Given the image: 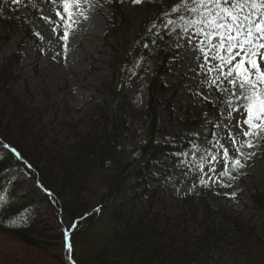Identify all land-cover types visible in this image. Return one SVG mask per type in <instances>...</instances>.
I'll return each instance as SVG.
<instances>
[{"label":"rangeland","instance_id":"374dc122","mask_svg":"<svg viewBox=\"0 0 264 264\" xmlns=\"http://www.w3.org/2000/svg\"><path fill=\"white\" fill-rule=\"evenodd\" d=\"M158 2L174 5L181 0H157L155 4L144 0L133 4L129 0L123 9L122 22L114 26L111 23L113 0H98V3L93 0L91 7L84 5L88 19L79 18L67 41L60 39L64 28L57 9L62 10V5L44 4L38 14L48 21L34 24L36 32L43 37L37 43L28 40L16 23L7 27L1 22L4 15L33 21L34 2L20 0L17 4L13 0H0V69L5 60L11 59L5 76L0 72L5 81V84L0 82V97L4 99L9 94L35 108L44 129L43 136L62 145L87 133L99 132L111 123L116 106L124 108L129 130L121 145L119 160L125 176L134 175L139 164L144 163V158L135 160V157L151 116L155 115L158 121L155 128L158 141L176 142L184 135H195L196 144L186 149L182 160L177 158L171 165L165 155H160L150 166L148 180L139 178L133 212L138 215L149 208L148 214L155 216L164 230H169L174 243L191 248L204 232L210 231L212 249L208 264H264V135L254 141L256 148L248 149L247 153L255 152V155L245 161L246 167L239 170L238 179L228 181L231 189L222 187L211 171L223 170L220 144L235 154L227 133H235L238 142L243 139L235 127L241 114L233 112L229 118L228 103L220 104L216 86H209L210 76L214 78L216 74L207 71L209 65L203 52L208 42L203 34H198L197 28L212 29L207 24H196L199 17L185 23L181 30L168 32L164 28L169 19L158 22L153 38L159 40L156 43L160 46L149 47V55L132 67L127 85L116 88L112 96V80L121 76L139 32L155 18ZM218 41L219 37H215L214 42ZM154 82L158 95L150 112L146 92L147 86ZM220 87L227 89L222 93L231 95L227 81ZM3 135L5 140L13 137ZM55 171L60 173L58 167ZM114 173L101 168L88 179L86 188L79 189L80 200L88 205L86 210L98 203V196ZM201 174L208 181V187L213 184V191L198 193L194 198L184 195V187L194 183ZM2 179L7 180L6 187L17 185L19 194L25 193L33 181L22 167L13 168L10 177ZM233 192L235 198L226 195ZM204 203L213 213L201 217ZM33 205L31 228L0 227V264H71L72 259L77 264L76 257L66 250L65 238L51 209L38 199L33 200ZM225 219L234 221L232 228L228 224L229 228L224 227ZM62 224L67 229L71 225L68 219H62ZM79 237L80 234L76 235V243Z\"/></svg>","mask_w":264,"mask_h":264},{"label":"trees","instance_id":"16d2710c","mask_svg":"<svg viewBox=\"0 0 264 264\" xmlns=\"http://www.w3.org/2000/svg\"><path fill=\"white\" fill-rule=\"evenodd\" d=\"M148 2L155 4L157 0ZM158 4L155 13L157 16L172 13L173 8L170 6L166 9L163 2ZM124 13L121 7L114 11V24L118 19H123ZM187 15L191 13L183 14L181 21ZM181 21L173 20L168 26L176 27ZM8 22L9 18H3V25L10 27L13 24ZM14 23L21 25L32 36L30 24H22L17 20ZM152 25L149 21L142 27L127 55L125 70L121 76L112 80L110 87L113 97L116 88L123 89L126 86L131 66L145 59L151 49L158 47L155 46L156 40L153 38L156 29ZM9 62L7 60L0 71L3 76ZM3 79L0 76V82L5 84ZM146 93L147 106L149 109L151 107V112L152 103L157 101L158 95L155 82L147 86ZM6 97H0V171L8 174L15 165H20L33 181L23 194L5 191L1 197L0 227L15 230L31 228L33 200L38 199L51 209L52 216L59 222L63 238L65 227L61 225V220L68 219L71 225L77 223V227L71 230V241L72 255L79 264H208L212 249L210 231L204 232L195 242L194 248L174 243L169 237V230H164L159 220L148 214L149 208L137 215L132 206L138 198L139 178L148 180L152 170L150 166L160 155H165L168 163L173 165L174 158L192 144L191 136L186 135L178 140L177 146L158 141L155 132L158 121L155 115L151 116V120L145 124L147 132L135 157V160L144 158V163L139 164L140 167L134 171V175L132 173L125 176L126 171L122 170L119 160L120 148L129 130L128 116L124 108L116 106L111 115V123L99 132L87 133L81 139L62 145L54 139L48 141L43 136L44 129L38 121L39 115L35 108L26 106L9 94ZM3 133L12 135L14 139L12 137L5 140ZM13 148L19 156L12 151ZM56 167L61 174L55 171ZM101 168L115 173L98 196V203L86 210L88 205L80 200L79 189L86 188L88 179ZM0 191L2 192L1 189ZM192 191L196 193V188ZM212 213L205 205L202 217ZM21 217L22 219H18ZM225 224V228L228 227L227 224L232 228L235 223L225 219ZM78 234L80 237L76 243L75 237Z\"/></svg>","mask_w":264,"mask_h":264},{"label":"snow or ice","instance_id":"6c2138e0","mask_svg":"<svg viewBox=\"0 0 264 264\" xmlns=\"http://www.w3.org/2000/svg\"><path fill=\"white\" fill-rule=\"evenodd\" d=\"M13 2L18 4L20 0ZM52 2L54 5L57 3L62 5V10L57 9V15L63 21L64 28L60 39L67 41L70 31L78 25L79 18L88 19L84 5L91 7L93 0H52ZM96 2L98 3V0ZM120 2L122 3L123 0ZM142 2L143 0H131L133 4ZM180 8L190 13H198L199 19L195 23L207 24L212 29L205 31L204 28H197L198 34H203L208 42V47L203 52L204 59L209 65L207 71L209 74H216L214 78L210 76L209 86L215 85L217 90L227 91L220 87L227 81L231 88V95L227 100L228 117L231 118L233 112L241 114V118L235 121V127L243 139L238 142L235 133L232 131L227 133L235 154H230L229 148L220 144L224 156V160L221 161L223 170L217 173L215 168L211 169L216 174V181H219L222 187L230 188L232 184L225 182L221 177H227L228 181L238 179L233 172L245 168V161L255 155V152L246 153L244 149L256 148L258 145L254 141L264 135V67H262L264 65V0H181L172 11H178ZM171 23L172 20L167 21V24ZM152 27L155 25L153 24ZM215 37H219L218 43L214 42ZM66 49L65 44V51ZM12 151L16 152V149L13 148ZM16 155L20 154L16 152ZM211 179L212 177H208V180ZM207 182L203 178L200 180L201 184L207 185ZM226 195L235 198L236 193ZM0 206H2V198H0ZM76 227L77 223L74 222L65 229L66 234ZM66 250L71 255L73 246L70 240L66 242ZM71 264H76V261L72 259Z\"/></svg>","mask_w":264,"mask_h":264}]
</instances>
